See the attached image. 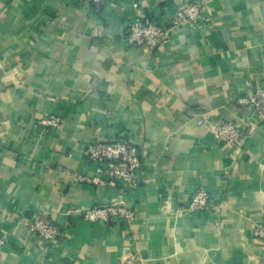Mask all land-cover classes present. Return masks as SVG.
Masks as SVG:
<instances>
[{
	"label": "crops",
	"instance_id": "0c3cea01",
	"mask_svg": "<svg viewBox=\"0 0 264 264\" xmlns=\"http://www.w3.org/2000/svg\"><path fill=\"white\" fill-rule=\"evenodd\" d=\"M194 2L206 30L175 28L153 51L119 34ZM262 81L264 0H0V264H264V121L238 102ZM225 121L234 144L213 132ZM121 136L142 156L139 189L78 181L92 176L85 144ZM200 185L212 207L191 212ZM121 199L127 228L83 216ZM34 213L58 243L28 232Z\"/></svg>",
	"mask_w": 264,
	"mask_h": 264
},
{
	"label": "built area",
	"instance_id": "2783aa9c",
	"mask_svg": "<svg viewBox=\"0 0 264 264\" xmlns=\"http://www.w3.org/2000/svg\"><path fill=\"white\" fill-rule=\"evenodd\" d=\"M93 4H104L107 0H90ZM209 18L204 13L203 5L199 2L178 5L167 23L145 19H135L128 22L120 31L128 45L153 51L159 48L175 28L189 27L192 30H206ZM238 102L251 112V116L259 122L264 121V81L249 95L241 96ZM61 119L49 116L43 120L48 126H57ZM214 134L225 143L234 144L242 138L241 128L234 122L225 121L213 127ZM84 154L92 176H78L80 182H90L95 185L116 187L122 191L135 192L140 187L138 172L143 165L142 156L137 143L129 137L121 136L112 140L98 139L84 146ZM212 207L211 196L205 186L195 188L188 202L187 210L209 211ZM136 211L128 207L123 200L104 206H95L83 210V216L90 222L102 224L119 223L127 228L135 218ZM28 232L41 244L58 243L61 236L59 226L41 213H34L26 221ZM253 235L264 246V223L254 226ZM7 244V239L1 235L0 247ZM137 252H130L119 264H138Z\"/></svg>",
	"mask_w": 264,
	"mask_h": 264
}]
</instances>
